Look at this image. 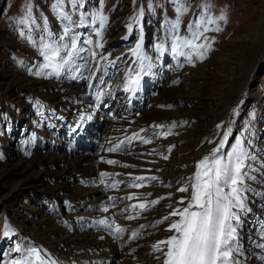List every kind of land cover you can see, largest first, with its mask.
I'll list each match as a JSON object with an SVG mask.
<instances>
[{
  "label": "bare ground",
  "instance_id": "6f19581e",
  "mask_svg": "<svg viewBox=\"0 0 264 264\" xmlns=\"http://www.w3.org/2000/svg\"><path fill=\"white\" fill-rule=\"evenodd\" d=\"M145 5L147 3L143 5L144 9ZM156 22L153 27L143 30L145 35L149 34L151 37L154 49L157 43L163 41L159 40L160 37L164 38V35H167L166 30L160 27L163 23ZM95 28V24L91 22L89 25L87 23L77 27L74 32L80 36V46L83 47L88 44L87 40H91L92 43L88 44L89 50L106 57V60L98 61V58H93L88 51L81 53L83 58H77L72 70L62 71L59 77H37L30 74L28 68L23 74L10 76L15 82L18 81L19 86L23 84L39 90L40 96L26 102L29 113H32L30 115H33L32 118H28L22 130V134L26 136L17 144H13L17 127L8 126V134L0 140V155L3 156V159H0V205L3 201L6 205L11 204L8 198H4L6 195L14 197L19 205L15 215L12 214L8 219L6 214L5 232L7 231L8 235L5 236L4 244L6 248L11 246L13 237L15 248L2 254L8 255L7 261L3 264H12L13 260L20 258V253L15 250L17 246L39 247L50 254L57 264H161V261L155 258L160 253L154 252L152 245L156 244L160 237L161 240H165V237L171 234L167 231L170 221L164 220V217L174 208L184 206L179 201L188 193H181L177 189L188 183V177L192 176L197 162L205 155H209L213 143L221 139L226 127L232 129L227 143L228 150L237 140L244 141L243 102L246 96L251 95L256 70L264 60V49L252 71L245 75L244 88L238 92L237 97L220 99L219 104L224 103L226 106L222 113L211 114L209 118L204 117L202 127H198L194 124L201 120L182 114H191L193 109L208 104L209 109L210 107L213 109L218 104L208 97H203L204 86L197 90L196 86L187 81L185 75L180 76L176 72L178 68L173 69L169 65V68L167 66L163 72H159L167 58L173 60V63H179L178 59L174 60L171 54L168 56L169 53L164 58L154 52V67L148 75L147 82L156 85L165 83L163 89L166 91L163 95L157 96L155 105L156 97L148 103L146 111H141L140 107L144 105L145 81L143 84L140 81V86L135 92L124 90L126 73L130 68L136 67L134 63L136 57L132 55L131 50L135 48L137 42H134L135 46L132 48L130 31L125 34L112 28L103 31L102 36H99L94 31ZM62 31L63 29L58 35ZM143 31L138 33L137 38L140 41L142 37V48L145 38ZM124 34L126 41L117 46ZM97 44H101L102 47H96ZM116 48L120 49L119 54L124 55L115 54L113 50ZM111 52L115 55L111 56ZM98 66L100 67L94 72ZM83 68L85 73L91 76L87 77L84 71L79 74ZM171 68L173 70L169 72ZM31 69L35 72L36 65ZM70 71L75 72V75L69 76ZM183 76L190 85L181 84ZM234 77L235 74H230L229 79ZM156 80L160 82L157 83ZM3 81L5 84L9 81L7 74ZM230 83L232 86L234 82ZM190 96L194 98L190 99ZM195 101L198 102L195 104ZM135 103H138L136 107ZM161 105L164 107H160ZM168 105L172 107H167ZM54 106H59L62 113H57ZM44 115L54 128V133L57 134L61 127L69 130L68 150L77 142L81 135L77 130L86 127L85 123L97 117L101 120L110 118L100 154L93 156L87 155L88 153L86 155L73 153L58 157L53 152L55 150L51 149V144L41 136L40 130L44 125L37 117ZM68 115L73 118L67 119ZM66 121L69 124L68 128L64 125ZM204 122L208 128L203 134L199 131L203 128L205 131ZM157 125L163 127H156ZM217 125L222 127L217 128ZM191 128L195 132L193 137ZM169 130L171 135L166 137L161 135ZM47 134L49 139L57 138ZM189 139L194 141L191 143L197 147V152L183 156L179 158L180 160L175 159L172 150ZM144 140H150L151 143H144ZM117 146L119 147L116 151H109ZM253 147L254 150L257 149L255 158L252 156V160H245V171L251 179L246 178L244 182L248 191L243 195L247 198L246 207L249 211L241 213L242 225L238 228L239 255L242 254L241 258L236 257L239 264H244L242 257L250 264H264V247H260L264 245V166L262 167L264 145L257 147L255 143ZM164 156L168 158L164 159ZM183 159L186 162L181 163ZM110 160L117 163H108ZM66 162L67 166L60 169ZM170 163L174 166L171 167ZM101 173L108 174L103 177L104 183H100ZM168 176L171 177V182L167 181ZM136 177L144 179L136 180ZM176 179H179L178 183H175ZM5 184L10 188L7 194L3 195L2 187ZM133 184L140 186H130ZM166 190L180 193L179 197L172 199L171 193L165 194ZM109 197L113 199L110 200ZM80 199H83L84 203H81ZM31 201L36 205L28 206ZM151 201L158 203L153 205ZM142 203L147 205V210L139 208ZM104 207H108L107 212L102 210ZM101 219L109 222L114 220L125 229L119 239L115 240L109 229L97 223ZM35 220L39 226L38 233L23 237L29 229L33 231L32 225ZM162 220L163 223H157ZM25 222H29L28 226ZM133 232L138 233L135 239L132 238ZM258 235L261 238L260 243L255 242ZM250 247L256 252L253 253Z\"/></svg>",
  "mask_w": 264,
  "mask_h": 264
},
{
  "label": "rangeland",
  "instance_id": "374dc122",
  "mask_svg": "<svg viewBox=\"0 0 264 264\" xmlns=\"http://www.w3.org/2000/svg\"><path fill=\"white\" fill-rule=\"evenodd\" d=\"M146 1L149 10H147L146 5H145V9L143 8V5L146 3L142 2V0H103L102 5H101V0H79V2L75 6L71 4L70 0H64L62 5V10L67 12L71 16L72 21L74 22L81 20V19L78 20L79 16H81L82 19L85 17L84 19L88 21V25L92 22L94 13L98 11L105 13L106 15H108L107 16L108 20L105 25V28L102 31H109V29L114 28L115 30L121 31L122 33L126 34V32H129L128 26L132 25L131 27L132 30L130 31L131 32L130 39L132 41L131 47L133 48L135 46L134 42L139 41L137 38L139 37L138 33H140L139 27L141 25V22L138 20V17L141 13V9H142L141 16L144 15L142 27H144V22L146 23V27H144V30L147 27H153V25L157 24L156 21H160L159 18H162V20L165 23V26H168V22L174 21L177 16L176 0H146ZM57 3L58 0H40V2L39 0H0V78H1L0 101H3V105L0 103V107L2 105L0 116L1 113H3L4 111L10 114L8 115L7 118L4 119L2 117L0 118L1 120L0 140L2 137L8 134V130H7L8 126H10L11 128L13 126L17 127L16 128L17 132L14 134L13 144H17L21 138L26 136V134L24 135L22 134V130L24 129L28 121V118L30 117L32 118L33 116L30 115L32 113H29V110L26 107V102L28 100L29 101L32 100L33 97L40 96L39 90L33 88L31 89L23 84L20 85L22 86V88H20V86L18 85L19 83H17L18 81L15 82L10 77L12 75L23 74V71H25L26 68L28 69L34 68L35 65L42 62L37 49L33 47L32 44H30L26 38H22L20 36V32L21 31L25 32V36H27L29 34L28 30L31 29V34L38 39L40 36L41 28H43L44 21L46 19L48 29L51 32H53L56 36H59L58 33L60 32L61 29H63L66 23L65 21L60 22V20L62 19L53 12V8H54L53 5H56ZM187 4L189 5V11L181 18V25L179 29V33L181 35L185 34L186 27L189 24V22L193 21L196 18L193 15V13L199 15L202 9L206 10V12L210 14L212 17H218L221 14H226L227 16L226 23L220 22L222 31L220 32L209 31L208 33H206L207 37L209 38V42L212 43L213 51H210L208 53V58L205 59L204 61L202 62L194 61L195 66L187 63L184 57L174 58L173 55H170V53L167 50L168 43H165L166 50L164 53L165 55H163V57L169 53L168 56L169 55L173 56L174 60L178 59L179 63L177 62L173 63V60H169L167 58V61L162 65L163 68L160 69L159 72H163L164 69L167 68V66L169 68V65H171L173 69L178 68L176 72L180 76L185 75L187 81L191 82V85L196 86L198 88L197 90H200L199 88L204 86L203 97L205 98L208 97L215 104H218L217 106H215L216 108L213 107V109L212 107H210L209 109L208 105L210 104H208L206 105L207 107L203 106L197 109L196 108L193 109L191 111V114H182L187 117H193L197 120H201L199 122L201 123L204 117L209 118L211 114L214 115L217 113L218 114L222 113V111L226 106H224V103L219 104L220 102L218 101L220 99L227 97H232V98L237 97L238 92L240 90L242 91V89L244 88V82L246 77L245 75L249 74V72L252 71V69L254 68V64L257 62L258 58L260 59V53L264 49V0H187ZM122 7L124 8V10ZM29 8L31 9L32 19L35 21V24L41 26V28L39 29L40 32L35 27V25L31 23V21H28L27 23H20L21 20L25 19L26 11H28ZM37 8L38 9L40 8L41 12L39 10L36 11ZM150 11L152 12V15L157 16L155 19L150 14ZM160 22L163 23L162 21ZM95 26L98 27L97 24H95ZM165 26L164 24L160 25V27H162V29H165L167 32L168 27ZM76 28L77 27H74L73 31ZM125 34L119 39L118 41L119 43H117V46L118 44H122V42L124 43L126 41ZM165 37L166 35H164V38L160 37L159 40L164 41ZM151 44H152V39L149 36V34H146L144 38L143 48L145 49L146 54L152 57V62L154 63L153 61L155 57L154 52L157 51H155L156 49H154ZM113 52L115 54H119L120 49L116 48L115 50H113ZM114 53L111 52L110 55L113 56L115 55ZM119 55H124V54H119ZM95 58H98L97 59L98 61L102 60L101 55H99L98 53ZM122 58H124V56ZM21 61L23 63H21ZM24 63L26 64L24 65ZM261 63L262 64L257 68L256 74L254 76V83H253L254 87H252L251 89V95L246 96L245 97L246 99L243 102L244 105L242 104L243 105L242 113L246 111L243 120L244 122L243 135L245 138L243 139L244 141L246 140L244 142V146L246 147L249 153V157H250L249 160H252L253 157L255 158V156L253 157L250 156L251 151L254 150L253 146H255V143L257 147L264 145V142L261 143L262 141H264V132H262L264 130V125L262 124V122L257 123L258 122L257 118L259 117L262 120V113H264V60L261 61ZM173 69L171 68L169 72H171ZM5 74L9 76V81L7 82V84H5V81H3V79L5 78ZM230 74H235V77L229 79ZM85 75L87 76L88 74L85 73ZM185 76L181 78V84L184 83L190 85L187 81L184 80ZM147 77L148 75L143 76V78H147ZM91 78L92 77H90V79ZM156 81L157 83L160 82V80H156ZM232 81L234 83L231 86L230 82ZM164 85L165 83H162V85H160L159 83V85L149 84L148 88L145 86L146 91L145 90L143 91L144 105H141L140 107L141 111H146L147 107L149 106L148 103H150V101L156 97V101L154 102L155 105L159 95H163L166 91V89H163ZM153 86H155L154 90H153ZM189 98L192 99L194 97L190 96ZM197 102L198 101H195V104ZM137 104L138 103H135L134 106L136 107ZM237 106L238 103L236 104V107ZM54 110L59 114L62 113V110L59 109V106H54ZM206 114L208 115L206 116ZM232 114H234V112H232ZM45 115L43 117L40 116L37 117L44 125V127L40 130L41 131L40 133L41 136L44 138V140L52 145V146L50 145V147L52 150H55L53 152H55V154H57L58 157H63V155L66 156L73 153L82 154V155H86L88 153L87 155H91V152L89 151L90 141L92 139L91 132L97 130L101 125L99 129L104 127L102 131V136L104 137L107 134L109 128L107 124H109L108 122H110V118L101 120L99 119V117H97L96 119H92L93 121L85 123L86 127L79 129V131L77 130V132H80L81 134L77 142L74 143L73 146L68 150V145L60 146L58 145V141L60 140L59 137L63 138L64 136H67L69 130L64 127H61V129L59 130V132H57V134L54 133L55 130L52 127V125L48 123L47 121L48 119L45 118ZM50 118L52 119V115L50 116ZM71 118L73 117L71 115H68L67 119H71ZM199 123L194 125L198 127H202L203 122L201 124ZM204 126H205V131L203 130L204 128L199 131L203 134L206 132V128H208L205 125V122H204ZM255 126L256 128H254ZM66 127L68 128L69 125L68 126L66 125ZM47 133L57 138L49 139V135ZM194 133L195 132L191 128V137H193ZM252 133L254 136L252 135ZM95 135H96L95 137H97L98 135L96 131H95ZM257 135H261L260 137H258V143H257ZM65 139L67 140V138ZM83 139L88 141L87 142L88 144L84 143ZM96 139L94 140V142L96 141ZM191 142L194 141L192 139L186 140L180 147L174 148L175 150L174 149L172 150L173 157L175 159L180 160L183 156H188L194 152H197V147L194 146L193 143ZM101 144L103 146V142H101ZM102 146L101 145L99 146L98 154H100V149ZM255 150H254L255 152L254 154H256L257 152V149ZM180 162L184 163L186 161L185 159H183ZM171 165L174 166V164L170 163V166ZM66 166H67V162L64 163L60 169H63ZM168 177L169 178H167V181L170 180L171 182V177L170 176ZM177 181L179 182V180H176L175 182ZM9 188L10 186L5 184L2 187V194L3 195L7 194ZM168 191L174 193V190L173 191L166 190L165 192L167 193ZM4 198H8L11 204L6 205V203L3 201L1 202L0 205L1 264L6 262L8 258V255L3 256L2 254H4L5 251H9L15 248L14 247L15 245L13 244L14 243L13 237H11V246L6 248V245L4 244L6 214L9 219V217H11L12 214H14L17 210H19V205L15 201L14 197L12 196L8 197V195H6ZM80 200L81 203H84L83 199ZM31 202L28 204V206L36 205V203L34 202L31 203ZM84 205L87 206L88 204H84ZM2 213H4V221L2 219ZM19 217L17 216L16 218L18 219ZM25 224L26 226H28L29 222H25ZM38 227L39 226L37 225V222L35 220L32 225L33 231H30L29 229L26 234H23V237L24 235L26 236L27 234L34 235L38 233L39 231ZM21 236L19 237L21 238Z\"/></svg>",
  "mask_w": 264,
  "mask_h": 264
},
{
  "label": "snow or ice",
  "instance_id": "6c2138e0",
  "mask_svg": "<svg viewBox=\"0 0 264 264\" xmlns=\"http://www.w3.org/2000/svg\"><path fill=\"white\" fill-rule=\"evenodd\" d=\"M63 2L64 0H58V3L53 5L57 10V15L63 21H67L59 36L48 29L46 19L43 28L35 24L30 8L25 19L20 21V23L31 21L36 28H41L38 39L31 34V29L28 30L27 36H25V32H20V36L26 38L42 57L43 62L36 65L35 72L31 68L28 69L30 74L37 77H59L62 71L72 70L76 59H82L81 53L86 51L79 45L80 36L73 31V28L84 26L88 21L81 19L78 24L72 21L71 16L62 10ZM70 2L75 6L79 0H70ZM176 2V19L168 22L165 40L157 43L155 48L159 55L163 56L166 50L165 43H168L167 50L171 55L175 58L184 57L187 63L195 66L194 61H204L208 58V53L213 51L212 43L209 42L206 33L222 31L220 22L226 23L227 16L221 14L218 17H212L202 9L199 15L193 13L196 18L189 22L185 34L181 35L179 33L181 18L189 11V5L187 0H176ZM102 4L103 0H101ZM107 20L108 17L102 12L98 11L93 14L92 24H98V27L94 29L97 35L102 36V30L105 28ZM128 27L131 31L132 26ZM86 43L91 44L92 41L87 40ZM96 47H102V45L97 44ZM88 51L93 58L97 56L96 52ZM131 52L136 57L134 61L136 67L130 68L126 73L124 90L135 92L140 86L142 76L149 75L154 64L152 57L143 51L142 38ZM101 59L106 60L107 58L101 56ZM21 63L23 62L21 61ZM167 107L172 106L168 105ZM81 118L83 119V117ZM156 127H163V125ZM221 127L222 125H217V128ZM231 132V127H227L216 147L211 150L209 155H205L197 162L194 173L188 177V183L177 189L181 193H188L179 201L184 206L179 209L174 208L168 216L164 217V220L170 221L167 231L171 235L152 245L153 251L160 253L155 258L160 260L161 264H239L235 254L240 251L238 228L242 225L241 213L249 211L246 207L247 198L243 194L248 191L244 185L245 179H251L245 171V160L250 157L243 140H237L231 145L230 150L224 151ZM171 134L170 130L161 133L165 137ZM143 142L151 143L150 140ZM118 147L109 149V151H116ZM163 158L167 159L168 157L164 156ZM0 159H3L2 155H0ZM107 162L117 163V161L111 160ZM125 166L127 167V165ZM100 175L102 178L100 183H104L103 177L108 174L101 173ZM135 179L143 180L144 177ZM152 179L157 178L152 177ZM130 186L139 187L140 185ZM109 199L113 198L109 197ZM156 203L158 201H151L153 205ZM139 208L147 210V205L142 203ZM102 210L107 212L108 207H104ZM171 217H178V219L171 220ZM97 223L109 229L110 234L117 239L125 231L114 220L109 222L106 219H101ZM157 223H163V220L157 221ZM4 235L7 236L8 232L6 231ZM137 235L138 233L133 232L132 238L135 239ZM260 247H264V245H260ZM15 250L20 253V258L13 260L12 264H57L50 254L36 246L28 248L17 246Z\"/></svg>",
  "mask_w": 264,
  "mask_h": 264
}]
</instances>
